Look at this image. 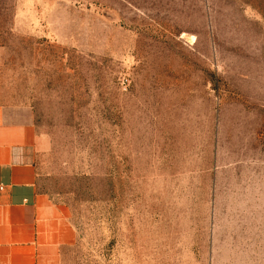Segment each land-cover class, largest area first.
<instances>
[{"label": "rangeland", "instance_id": "obj_1", "mask_svg": "<svg viewBox=\"0 0 264 264\" xmlns=\"http://www.w3.org/2000/svg\"><path fill=\"white\" fill-rule=\"evenodd\" d=\"M0 106L60 264H264V0H0Z\"/></svg>", "mask_w": 264, "mask_h": 264}, {"label": "crops", "instance_id": "obj_2", "mask_svg": "<svg viewBox=\"0 0 264 264\" xmlns=\"http://www.w3.org/2000/svg\"><path fill=\"white\" fill-rule=\"evenodd\" d=\"M46 150L31 125L0 106V264H60L68 211L40 190Z\"/></svg>", "mask_w": 264, "mask_h": 264}, {"label": "built area", "instance_id": "obj_3", "mask_svg": "<svg viewBox=\"0 0 264 264\" xmlns=\"http://www.w3.org/2000/svg\"><path fill=\"white\" fill-rule=\"evenodd\" d=\"M1 189V188H0Z\"/></svg>", "mask_w": 264, "mask_h": 264}]
</instances>
